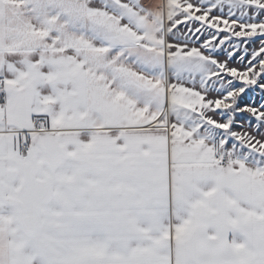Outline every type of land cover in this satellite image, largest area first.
Returning <instances> with one entry per match:
<instances>
[{
	"label": "snow or ice",
	"instance_id": "1",
	"mask_svg": "<svg viewBox=\"0 0 264 264\" xmlns=\"http://www.w3.org/2000/svg\"><path fill=\"white\" fill-rule=\"evenodd\" d=\"M0 264H264V0H0Z\"/></svg>",
	"mask_w": 264,
	"mask_h": 264
}]
</instances>
